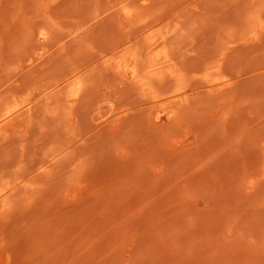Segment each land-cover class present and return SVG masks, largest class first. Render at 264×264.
Here are the masks:
<instances>
[{
	"label": "rangeland",
	"instance_id": "obj_1",
	"mask_svg": "<svg viewBox=\"0 0 264 264\" xmlns=\"http://www.w3.org/2000/svg\"><path fill=\"white\" fill-rule=\"evenodd\" d=\"M0 264H264V0H0Z\"/></svg>",
	"mask_w": 264,
	"mask_h": 264
},
{
	"label": "bare ground",
	"instance_id": "obj_2",
	"mask_svg": "<svg viewBox=\"0 0 264 264\" xmlns=\"http://www.w3.org/2000/svg\"><path fill=\"white\" fill-rule=\"evenodd\" d=\"M41 35H42V36H44V33H43V32H41Z\"/></svg>",
	"mask_w": 264,
	"mask_h": 264
}]
</instances>
